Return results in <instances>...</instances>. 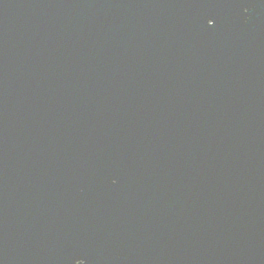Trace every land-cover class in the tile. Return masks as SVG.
Masks as SVG:
<instances>
[{
    "label": "water",
    "instance_id": "1",
    "mask_svg": "<svg viewBox=\"0 0 264 264\" xmlns=\"http://www.w3.org/2000/svg\"><path fill=\"white\" fill-rule=\"evenodd\" d=\"M77 261L264 264V0H0V264Z\"/></svg>",
    "mask_w": 264,
    "mask_h": 264
},
{
    "label": "snow or ice",
    "instance_id": "2",
    "mask_svg": "<svg viewBox=\"0 0 264 264\" xmlns=\"http://www.w3.org/2000/svg\"><path fill=\"white\" fill-rule=\"evenodd\" d=\"M207 23H208L209 27H211L213 25V21L211 19H209ZM77 264H83V262L82 261H77Z\"/></svg>",
    "mask_w": 264,
    "mask_h": 264
}]
</instances>
